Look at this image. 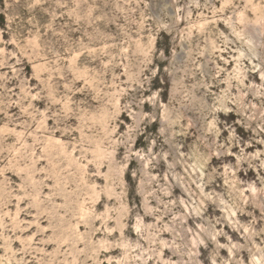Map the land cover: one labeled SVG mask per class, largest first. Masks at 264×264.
<instances>
[{
  "label": "rangeland",
  "instance_id": "374dc122",
  "mask_svg": "<svg viewBox=\"0 0 264 264\" xmlns=\"http://www.w3.org/2000/svg\"><path fill=\"white\" fill-rule=\"evenodd\" d=\"M0 264H264V0H0Z\"/></svg>",
  "mask_w": 264,
  "mask_h": 264
}]
</instances>
